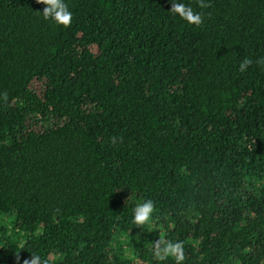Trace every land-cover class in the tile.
<instances>
[{"label":"trees","instance_id":"trees-1","mask_svg":"<svg viewBox=\"0 0 264 264\" xmlns=\"http://www.w3.org/2000/svg\"><path fill=\"white\" fill-rule=\"evenodd\" d=\"M64 2L0 0V264H264V0Z\"/></svg>","mask_w":264,"mask_h":264},{"label":"clouds","instance_id":"clouds-1","mask_svg":"<svg viewBox=\"0 0 264 264\" xmlns=\"http://www.w3.org/2000/svg\"><path fill=\"white\" fill-rule=\"evenodd\" d=\"M37 3L45 5L42 11V15L45 20L51 19L56 24L62 25L64 27L71 26L72 23V12L69 10L68 5L64 0H36ZM198 6L200 8L210 7L209 3L205 0H198ZM171 13L178 15L182 20L186 21L188 24L199 26L203 23V16L199 12H195L192 7L173 0L171 3V8L169 9ZM253 60L250 58H245L241 61L239 65V71H246L252 64ZM256 64H264V57H261L255 61ZM2 98L7 101L8 94L5 91L0 94ZM122 140V138H120ZM118 142L116 137L110 138V143L115 145ZM154 211V203L152 200H146L135 206L133 209V223L137 226H143L149 223L152 219V213ZM153 254L156 260L164 262L169 257L173 258L175 264H182L186 259L184 252V244L182 241H168L162 238L157 239L153 242ZM17 264H20L19 255L16 256ZM22 264H49L47 259H42L40 255L33 254L31 258L24 259Z\"/></svg>","mask_w":264,"mask_h":264}]
</instances>
